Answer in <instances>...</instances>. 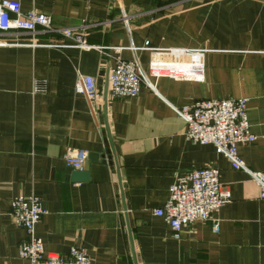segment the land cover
<instances>
[{"label":"crops","instance_id":"0c3cea01","mask_svg":"<svg viewBox=\"0 0 264 264\" xmlns=\"http://www.w3.org/2000/svg\"><path fill=\"white\" fill-rule=\"evenodd\" d=\"M18 1L56 30L84 27L90 44L122 50L83 51L58 32L0 31V264H29L19 258L26 232L9 211L31 195L47 210L36 236L50 253L80 248L92 264H264L259 187L213 146L187 141L173 110L247 99L257 141L240 145L239 157L264 174V0ZM118 58L140 62L155 93L143 87L109 101ZM79 76L95 80L92 100L76 91ZM36 83L44 92L34 93ZM68 148L88 154L87 181L68 174ZM212 167L232 197L215 215L219 233L198 222L174 239L154 211L177 176Z\"/></svg>","mask_w":264,"mask_h":264},{"label":"built area","instance_id":"2783aa9c","mask_svg":"<svg viewBox=\"0 0 264 264\" xmlns=\"http://www.w3.org/2000/svg\"><path fill=\"white\" fill-rule=\"evenodd\" d=\"M124 17L127 22V17ZM39 30L45 33L58 32L73 48L83 51L97 50L104 53L122 50L90 44L84 27L56 30L48 15L35 10L23 12L18 0L0 1L1 32L23 31L36 34ZM142 49L150 48L146 44ZM143 87L155 93L153 83L141 63L116 59V66L109 73L108 100L137 98ZM76 91L92 100L97 94L95 80L79 76ZM42 92L43 87L36 83L34 93ZM173 110L186 123L187 141L201 146H213L218 155L230 162L233 170L243 171L250 176L260 189V199L264 200V174L251 170L239 157L240 145L257 141V137L251 132L247 99L200 100L192 106ZM87 157L88 154L83 150L68 148L64 160L68 168L82 172ZM231 201V193L220 182L219 170L213 167L202 168L177 176L170 187L168 202L163 208L156 209L154 215L166 221L176 240L180 238L184 228L198 222H212L213 231L218 234L220 224L215 215ZM9 215L27 235V240L19 246L20 259L29 264H92L90 256L80 248L73 247L64 256L47 252L44 241L36 236V226L47 215L40 197L31 195L12 200Z\"/></svg>","mask_w":264,"mask_h":264},{"label":"water","instance_id":"95a60500","mask_svg":"<svg viewBox=\"0 0 264 264\" xmlns=\"http://www.w3.org/2000/svg\"><path fill=\"white\" fill-rule=\"evenodd\" d=\"M98 157L100 158V156H98L97 154H91L89 156V158L92 161H97ZM101 158L104 159V161L107 160V162L111 159L110 157H108L106 159L105 156H101ZM68 174H70L71 175V179L73 181H76V182H78V181H87L89 179V176L86 173L78 172V171H75V170H73L71 168L69 169Z\"/></svg>","mask_w":264,"mask_h":264}]
</instances>
